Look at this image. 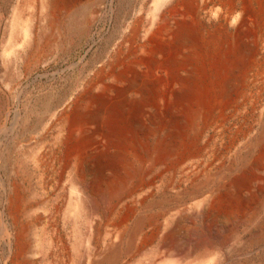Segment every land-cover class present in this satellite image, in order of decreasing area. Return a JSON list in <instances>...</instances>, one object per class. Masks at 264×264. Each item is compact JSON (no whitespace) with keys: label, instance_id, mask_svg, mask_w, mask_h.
I'll return each mask as SVG.
<instances>
[{"label":"bare ground","instance_id":"obj_1","mask_svg":"<svg viewBox=\"0 0 264 264\" xmlns=\"http://www.w3.org/2000/svg\"><path fill=\"white\" fill-rule=\"evenodd\" d=\"M77 1L27 0V44L102 0ZM149 1L3 183L0 264H190L177 251L210 237L264 243V0Z\"/></svg>","mask_w":264,"mask_h":264},{"label":"rangeland","instance_id":"obj_2","mask_svg":"<svg viewBox=\"0 0 264 264\" xmlns=\"http://www.w3.org/2000/svg\"><path fill=\"white\" fill-rule=\"evenodd\" d=\"M142 1L102 0L93 9L89 21L81 20L69 26L63 23L59 29L47 32L39 45L32 48L27 44L25 28L34 9L27 0H0V211L5 199L3 183L22 158L28 161L38 150L44 124L69 100L82 80L111 54L142 7ZM83 2L77 1L75 7ZM30 180L33 186L38 184L37 178ZM1 232L3 261L8 246ZM217 238L210 237L207 252L195 245L189 251L191 255L181 248L183 251L178 250L175 259L184 258L185 262L196 264L208 254L216 264H248L247 259L249 264H264V243L251 252L239 254L231 234ZM198 250L202 251H199L202 257Z\"/></svg>","mask_w":264,"mask_h":264}]
</instances>
